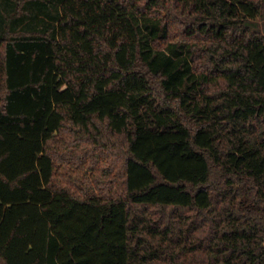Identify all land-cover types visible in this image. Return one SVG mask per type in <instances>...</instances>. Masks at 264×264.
<instances>
[{"label":"trees","instance_id":"trees-1","mask_svg":"<svg viewBox=\"0 0 264 264\" xmlns=\"http://www.w3.org/2000/svg\"><path fill=\"white\" fill-rule=\"evenodd\" d=\"M263 12L63 0L1 28L0 264H264Z\"/></svg>","mask_w":264,"mask_h":264},{"label":"rangeland","instance_id":"rangeland-1","mask_svg":"<svg viewBox=\"0 0 264 264\" xmlns=\"http://www.w3.org/2000/svg\"><path fill=\"white\" fill-rule=\"evenodd\" d=\"M17 1L0 0V29L13 19L16 30L43 31L57 22L63 0H24L21 15L16 12ZM254 24L264 32V12Z\"/></svg>","mask_w":264,"mask_h":264}]
</instances>
